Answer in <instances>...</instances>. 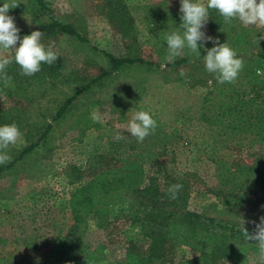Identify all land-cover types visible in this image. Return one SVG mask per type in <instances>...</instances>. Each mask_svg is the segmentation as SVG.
Returning a JSON list of instances; mask_svg holds the SVG:
<instances>
[{
	"label": "rangeland",
	"instance_id": "1",
	"mask_svg": "<svg viewBox=\"0 0 264 264\" xmlns=\"http://www.w3.org/2000/svg\"><path fill=\"white\" fill-rule=\"evenodd\" d=\"M25 1L0 0V7L3 2L19 4L8 15L20 30L57 20L73 25L86 41L43 31L41 42L46 47L55 42L58 59L52 65L42 63L31 76L21 74L13 51L0 50L12 60L5 70L10 84L6 87L0 79V126L15 123L21 132L18 142L4 150L11 157L5 164H13L0 174L1 258L9 264H39L42 248L68 233L75 224L71 194L93 178L86 162L98 154L106 155L103 163L111 159L107 169H98L100 181L130 168L141 171L144 182H149L151 177L164 179L177 167L190 173L189 210L250 226L260 222L264 217V27L244 26L239 20L225 23L218 11L209 9L202 31L221 44L227 42L243 61L238 78L221 84L204 66L205 49L215 46L212 41L201 42L200 57L185 48L173 60L190 58L188 64L175 66L166 60L165 37L182 31L181 0H47L52 13L36 15L22 6ZM104 52L141 57L151 64L114 68ZM98 77L56 118L67 98ZM131 109L146 111L157 122L143 142L126 131ZM93 110L101 111L102 122L92 121ZM189 123L198 129L196 144L180 139ZM117 132L123 139H114ZM36 142L33 151L15 160ZM126 150L127 159H112L114 152ZM247 165L258 168L257 173L251 175ZM256 181L262 187L251 191ZM216 189L233 192L235 198L222 199ZM122 190L120 195L125 193ZM27 205L43 211L38 249L14 243L6 221L11 216L8 211ZM134 209L129 196L100 206L88 218L83 240L93 255L80 258L78 264H118L126 260L129 241L145 245L148 239L133 220ZM228 242L240 249L244 264H264L254 241L230 238ZM197 254L184 245L176 252L178 259Z\"/></svg>",
	"mask_w": 264,
	"mask_h": 264
},
{
	"label": "trees",
	"instance_id": "2",
	"mask_svg": "<svg viewBox=\"0 0 264 264\" xmlns=\"http://www.w3.org/2000/svg\"><path fill=\"white\" fill-rule=\"evenodd\" d=\"M22 6L32 15L41 11L52 13L47 0H26ZM33 31H57L86 41L73 25L57 20L41 24L33 30H20L19 35L23 37L30 35ZM104 53L111 59L114 68L132 64H151L150 61L141 57H115L107 52ZM190 62V58H182L171 64L181 66ZM46 69L48 68L45 67ZM99 78L92 80L67 98L59 108L56 118L63 116L78 96ZM191 124L189 123V127L183 130L180 137L187 145L196 144L199 137L197 127H191ZM258 131L262 132L257 129ZM174 145L176 146V144ZM36 146L37 142L29 145L21 151L15 160L33 151ZM129 154V150L116 151L112 155V159L124 160ZM105 159L106 155L98 154L87 160L86 166L91 169L90 173L93 178L76 187L70 199V209L75 224L68 228V233L63 238L47 244L44 248L41 247L39 264H78L80 258L93 255L90 248L83 243L88 218L98 211L100 206L119 202L127 196L131 197L135 203L133 220L141 225L148 241L145 245L129 241L126 260L118 264H244L240 249L228 242L230 238L238 240L244 238L241 231L242 223L217 220L188 209L191 189L188 179L190 173L173 167V173L165 175L164 179L151 177L149 182H144L141 171L125 168L121 175L100 181V178L96 176L98 169L100 167L107 169L111 163V159L108 163H103ZM12 164L0 165V174L9 170ZM168 168V165L165 164L166 171ZM257 169L250 165L245 167V170L249 171L251 175H255ZM243 175L246 174L243 173ZM259 179L263 182L261 175H259ZM261 181H256L257 184L252 185L250 190L255 191L260 186L262 187ZM173 184L183 186L178 193V198L174 200L170 199L167 192L168 187ZM243 186L242 183L238 185L240 190L244 188ZM109 187L113 188L112 192H109ZM119 189L125 190H122L125 192L124 195H120ZM214 192L222 199L235 198L233 192L226 193L220 189H216ZM41 211L38 207L29 205L19 211H8L11 216L6 221L9 223L10 236L14 243L27 250L38 249L41 246L40 241L36 238L41 229L39 226ZM245 227L252 233L256 225L245 224ZM182 245L197 250L198 254L187 259H178L176 252ZM0 264L9 263L4 257H0Z\"/></svg>",
	"mask_w": 264,
	"mask_h": 264
},
{
	"label": "clouds",
	"instance_id": "3",
	"mask_svg": "<svg viewBox=\"0 0 264 264\" xmlns=\"http://www.w3.org/2000/svg\"><path fill=\"white\" fill-rule=\"evenodd\" d=\"M18 5L15 2H3V6L0 7V50L13 51L15 63L19 65L21 74L31 76L41 70L42 63L52 65L58 57L53 51L55 42L47 47L41 42V31H33L21 39L20 29L16 26L14 18L8 15L9 10ZM209 9L218 11L225 23L239 20L244 26L264 27V0H207L206 4L201 0H181L182 23L179 28L182 31L172 32L165 37L166 60L172 62L182 54L185 48L200 57L203 46L201 42L212 41L215 46L205 49L207 54L203 56L204 66L207 72L215 74L217 82L221 84L233 83L243 68V61L237 57V53L227 42L221 44L219 39L207 36L202 31L209 19ZM18 42L19 46L17 47ZM10 63H12L11 59L0 55V79L3 80L6 87L10 84V78L5 70ZM164 66L161 65L162 68ZM180 74L183 76L184 72L182 71ZM133 109L129 111L132 112V116L127 123L126 131L138 142H143L155 130L157 122L148 112L133 111ZM90 118L94 123L102 122L101 111L93 110ZM20 136L21 132L15 123L0 126V164L8 163L11 160L4 150L8 149L10 145H15ZM114 139L119 141L123 139V136L117 132ZM182 187L180 184L169 186L167 192L170 199H177ZM241 231L247 241L255 242L259 256L264 258V217H261L260 222L256 223L254 232L248 231L245 221Z\"/></svg>",
	"mask_w": 264,
	"mask_h": 264
}]
</instances>
